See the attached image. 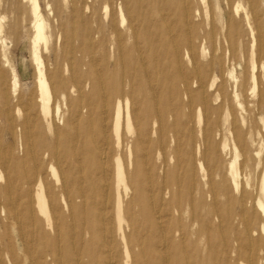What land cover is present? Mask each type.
<instances>
[{
  "label": "bare ground",
  "instance_id": "1",
  "mask_svg": "<svg viewBox=\"0 0 264 264\" xmlns=\"http://www.w3.org/2000/svg\"><path fill=\"white\" fill-rule=\"evenodd\" d=\"M113 2L119 20L73 2L51 36L32 0L28 96L2 57L0 264H264V139L234 72L207 60L211 17L194 0Z\"/></svg>",
  "mask_w": 264,
  "mask_h": 264
},
{
  "label": "rangeland",
  "instance_id": "2",
  "mask_svg": "<svg viewBox=\"0 0 264 264\" xmlns=\"http://www.w3.org/2000/svg\"><path fill=\"white\" fill-rule=\"evenodd\" d=\"M73 2L81 10L85 19L95 11L96 15L93 20H105V17L101 16V10L108 5L111 15L107 20H111L112 17L119 20L117 14L114 13L116 5L113 0H38L40 15L48 25L49 35L52 36L54 20L65 22L71 20ZM238 2L243 8L238 9L240 12H235V5ZM194 3L202 11H206L212 20L211 25H203L201 29V34L208 36L205 42L207 60L214 58L220 63V67L234 72V77L237 78L239 84L240 101L248 111L245 115L248 124L252 130H255L254 133L261 131L259 139H264L263 121L258 116L259 113L264 116V102L261 99L264 92V52H259L260 39H264V0H208L204 5L201 4V0H194ZM245 9L252 13L250 22L244 20ZM232 15H234V21L241 27L240 37L232 29L226 28V23ZM35 20L32 0H0V67L2 57L5 55L19 75L22 91L26 96L31 93L36 84L35 67L32 60ZM249 25L255 28L258 40L255 43L256 46H253L254 41ZM52 43L53 38H50V44ZM40 46H43V43ZM235 114L239 124L241 115L239 112ZM4 123L5 118H0V126ZM8 141H10L9 135ZM233 159L234 156L230 154L224 157L222 159L223 169H226ZM262 159L264 161V155ZM242 160L243 157H240L239 163L242 164ZM258 160L261 161L259 158ZM255 172L251 170V182L258 183Z\"/></svg>",
  "mask_w": 264,
  "mask_h": 264
}]
</instances>
